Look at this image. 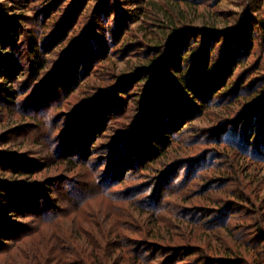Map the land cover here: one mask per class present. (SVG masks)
<instances>
[{
  "label": "rangeland",
  "instance_id": "obj_1",
  "mask_svg": "<svg viewBox=\"0 0 264 264\" xmlns=\"http://www.w3.org/2000/svg\"><path fill=\"white\" fill-rule=\"evenodd\" d=\"M157 1L0 0V19L7 25L4 39L0 37V54L17 57L24 73H19L17 81L7 86L18 88L26 83L34 87L22 96V100L31 101L38 91L47 100H43L40 110H33L26 103L24 111L20 110L18 115L13 112L11 117L8 114L11 111H1L6 118L0 115V168L7 163L10 167L7 173L0 170V180L20 175L13 171L16 165L11 162L12 158L25 162L21 164L25 168H16H20L17 173H23L24 169L35 173L42 168L41 164L44 169L40 176L36 174L41 181L57 173L52 170L53 158L44 157V144L39 142L44 130L40 120L31 118L33 112H48L52 137L60 141L71 132L77 115L97 102L109 113L106 125L95 138L98 145L95 158L106 165L108 145L117 147L135 130V134H139L138 129L147 120L145 117L149 118L146 109L150 97L162 86L165 73L169 80L172 78L179 85V91L170 96L171 106L176 97L182 96V107H186L188 116L187 121L177 120L176 132L171 130L170 137L159 133L165 136L158 144L165 147V153H159L157 158L145 161L126 174L116 190L117 198L130 189H142L149 194L164 181L162 197H150L147 206L154 208L159 204L161 208L157 210L161 211L153 216L144 212L147 217L140 214L137 208L143 211L145 199L139 194L134 206L130 207L135 218L125 222L133 229L139 228L133 238L145 245V249L175 250L174 264H264V121L256 120V116L246 117L251 110L254 115L264 116V0L168 1L170 8H175V24L190 29L179 39L191 38L194 43L190 46L191 52L198 51L202 27L210 26L213 21L217 23L211 25L213 60L208 58L204 65L213 68L215 73L219 71L217 75L220 76L212 84H217L215 87L205 83L214 88L208 92L203 102L205 106L199 103L197 107L196 99L181 91L182 82L187 79L185 69L189 65V54L182 60L183 71H162L160 66L157 71L137 70L161 53L158 43L164 38L154 24L162 22L151 11ZM117 19L124 25L120 31L116 28ZM11 25L16 32L9 30ZM144 29L152 33L154 41L140 37ZM236 32L241 35L249 32L252 44H249L250 49L242 44L240 58L230 61L224 46L228 36ZM10 33L14 36H9ZM41 58H44L42 70L37 64ZM67 62L78 67V79L72 90L57 89L52 80ZM201 62L195 59L192 68ZM7 105L0 103V109ZM101 122L102 118L96 123ZM142 142L148 144L149 149L155 148L154 143L145 138ZM145 152L150 153V150L145 148ZM29 159H37V165L29 166L26 163ZM196 162L200 163L198 167ZM29 181L31 178L25 177V182ZM58 182L55 180L56 184ZM61 188L62 195L66 194L67 188ZM112 203L118 207L124 205L119 201ZM108 210L114 212L109 206ZM95 217L111 222L105 212H98ZM12 219L31 223L30 218ZM220 224L228 227L232 235ZM158 235L159 240L154 238Z\"/></svg>",
  "mask_w": 264,
  "mask_h": 264
},
{
  "label": "trees",
  "instance_id": "obj_2",
  "mask_svg": "<svg viewBox=\"0 0 264 264\" xmlns=\"http://www.w3.org/2000/svg\"><path fill=\"white\" fill-rule=\"evenodd\" d=\"M168 1L159 0L158 3H154L153 10L151 9L152 12H155L156 18L162 22L161 24L158 22L154 24L155 27L160 29L158 34L161 35L162 33L164 38L158 43V47H162L160 49L161 53L157 56L158 58L147 62L148 65H142L137 70L155 69L157 71L160 66L162 71H180L182 70V60L189 54L187 57L189 65L185 69L187 79L186 82L184 81L185 83L182 82L181 91L193 96L196 99L197 107L200 105L199 103L205 102L208 92L212 91L217 85H212L215 83L214 80L220 76L217 75L220 73L219 71L215 73L213 68L204 65V61L208 58L213 60L211 56H213L215 48L214 44L211 45V38L214 37L211 34L213 31L211 28L217 23L213 21L211 22L212 26L205 25L202 27V31H200L202 34L201 39L197 41L198 51L191 52L190 46L194 44L191 43V38L186 36L187 38L182 37L181 40L179 39L181 35H184V31L190 29H188V26L181 27L175 24L173 13L175 8L171 9ZM182 2L188 3L186 1ZM11 26L9 30L12 32L14 31V25ZM116 26L119 31L124 29L121 19H117ZM0 29L2 30L0 31V37L4 39L7 25H5L3 19H0ZM12 33L9 36H14ZM142 33L144 34L140 37H146L150 42L154 41L152 33H146V29ZM248 34L249 32L244 35L236 32L233 36H228L224 46L228 60L236 61L240 58L242 44H247L249 48L252 39H249ZM117 38L120 39L121 35L118 34ZM179 41H182L183 45H180ZM12 42L13 39L8 44ZM9 52L14 54L12 51ZM195 59H200L202 62L193 69ZM40 60L37 64L40 65L39 67L42 70L44 68V58ZM86 65H88V58ZM76 68L78 67L72 63L63 64L56 71L52 80L55 88L64 89L67 87L72 90V85L78 79L77 73L79 71H76ZM31 72L33 73V71ZM19 73L24 74L22 69L19 68V59L14 55L9 57L0 54V80L3 79L0 81V94L4 96H0V103L3 105L9 103L11 106L7 105V107H2V110L0 109V115L4 120L6 117L1 111H11L8 112L11 117L13 112L17 115L20 114V110H23L22 108L26 106V103L33 110L38 108L40 110V106L44 101H47L44 100L45 97H42L43 94L40 91L30 99L32 101L35 98L32 104L29 103L31 101L27 98L22 100V96H26L28 90L34 87L27 86L26 83L21 84L18 88L12 87L9 89L7 84L12 85L16 82ZM195 77H198L199 80L196 81ZM168 78L164 73L162 86L157 87L151 97L148 96L151 100L148 110L146 109L149 118L145 117L147 120L142 124L143 127L138 129L139 134L136 135L135 131L137 132V130H135L117 147L110 148V145L107 146L109 151L106 165L105 163L101 165L100 158L98 160L95 158V151L98 149V145L95 144L96 133L106 125L105 119L109 115L103 104L97 102L85 112H80L74 119L75 123L72 124L71 132L62 137L60 141L56 139L57 137H52L53 128L48 127L51 116L47 114V111L42 114L33 112L30 115L33 120H40L39 123L41 129L44 130V137L39 142L44 144V157L53 158L52 162H55V165L52 166V170L57 171V173L53 177L44 178L41 181L42 178L36 177V174L41 175V170L44 169L43 164H41L42 168L35 173L30 169H24L23 173H17L16 171H19L20 168H16L19 166L25 168L21 165L22 163L25 165V162L22 159L12 158L11 162L16 165L13 171L16 175H20L18 178L14 176V179L6 178L5 180L3 178L0 180V264L175 263L174 258H172L175 250L166 249L165 247H155L153 250L145 249V245L137 243L133 238L134 235H137L139 228L133 229L128 222H125L128 218H135L130 207L134 206L132 204L137 200L136 196L138 194L142 196L143 200L145 199V206L142 205L141 207L143 211L139 207L137 208L140 214L147 217V214L153 216L157 211H161V209L157 210L161 208L159 204L154 208L147 206L150 197H162L161 184L164 181L159 182L149 194L143 193L142 189H130L126 191L123 197L118 198L116 194L121 179L126 174L133 172L145 161L157 158L159 153H165V147L163 145L158 146L160 141L165 140V136L159 133L167 134L166 136L170 137V131L174 130L177 120L187 119L186 107H182V96L176 97L171 106L170 96L172 93L179 91V85L172 78L170 80ZM220 79L222 78L220 77ZM205 83L214 87L206 86ZM200 106L205 105L203 103ZM260 108H262V105H260ZM254 116H256V120L261 119V122L264 121V116L254 115L252 110L248 112V115L246 114V117L250 119ZM101 118L102 122L96 123L99 120L101 121ZM255 131L257 132V129ZM174 132L176 131L174 130ZM143 138L154 143L153 147L155 148L149 149L148 144L142 142ZM145 148L150 150V153H146ZM51 153H53V156L50 155ZM9 155L13 156L12 154ZM35 160L37 159H29L26 160V163L29 166L37 165ZM199 164V162H196L197 167ZM9 167V163H7L0 170L5 173ZM25 177L27 179L31 178V181L25 182ZM55 180L59 182L56 184ZM61 187L67 188L66 194L62 195ZM157 187L159 188L157 189ZM113 201L123 202L124 205L118 207L112 203ZM108 206L114 212H110ZM132 209L137 210L136 207H132ZM98 212L108 213L111 222L107 220L100 221L98 217H95ZM230 213L231 211H229ZM18 217L30 218L31 223L27 224L12 219ZM221 225H223L225 232L227 231L229 235H232L228 227H225L224 224ZM158 237L159 235L154 238L159 240ZM14 250L15 253L11 254ZM171 251L172 254H170ZM230 253L232 254V251ZM161 256L163 257L161 258Z\"/></svg>",
  "mask_w": 264,
  "mask_h": 264
}]
</instances>
